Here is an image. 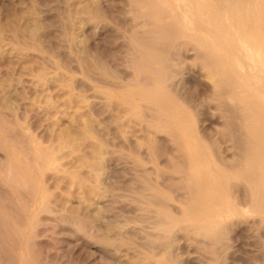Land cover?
Listing matches in <instances>:
<instances>
[{
    "label": "rangeland",
    "instance_id": "obj_1",
    "mask_svg": "<svg viewBox=\"0 0 264 264\" xmlns=\"http://www.w3.org/2000/svg\"><path fill=\"white\" fill-rule=\"evenodd\" d=\"M123 1L125 0H0V264H264V220L258 224L249 223L252 219L247 217L232 216L218 219L211 216L218 220L216 230L222 231L219 234L223 240L220 239L222 243L219 239L216 241L220 245L215 243L217 248L215 245L211 246L212 248L207 245V248L206 243H201L189 229L187 231L188 225L197 223L198 220L190 218L191 216L183 212L181 208L183 205L174 198L178 193L175 189L178 188L176 181L180 175V172H177L178 167L175 168L176 165L179 166L178 159L174 157L177 161L175 159L173 161L172 157L166 163L155 161L153 151L146 143L143 133L137 132V128L135 134L129 131L136 127L135 125L131 127V124H134L133 117V122L129 123L130 115L122 106H118L117 102L112 101L123 97L120 94L122 90L115 86L112 90V85L105 83L106 86H103L102 82H107V78L112 79L111 83L115 80L112 84H116L118 80L116 72L119 67L123 69L121 66L125 55L123 57L122 55L126 53V41L129 36L127 34L131 35L135 30L134 28L130 33V28L132 29L134 25L133 22L129 23L133 18V14L128 11L129 4L140 6L155 3V0H127L125 3ZM158 1L163 9L169 12L166 0ZM171 1L172 7L176 6V2ZM123 3L126 4L125 11H128L126 14L121 12L124 10ZM108 7L110 8L107 11ZM94 9L102 14V17L93 19ZM178 41L183 42V45H178L179 50L177 46L171 48L176 52H183L193 45L187 37L175 40L176 43ZM95 44V47L92 46ZM91 46L100 53L98 55L101 58L98 62L88 56ZM69 54H72L71 58ZM74 56L76 60L79 59V63L76 62L81 68L75 62ZM249 57L254 77L260 76L264 80V73L261 72L263 68L256 65L257 62L251 54ZM102 58L105 61H100ZM94 65L98 68H94ZM85 67L90 69H84ZM77 70H84V74ZM86 70L92 71V74ZM96 70L103 71L102 74L105 73L107 77ZM111 70L112 74L115 73L114 77L111 73L109 75ZM59 72L63 75L65 73L67 77L69 74L77 76L87 83L85 90L80 93L86 97L95 94L97 98L95 100H98L94 110L96 113L92 110L90 112L86 107L77 110L72 103L77 101L75 94L70 96V100L73 97L70 104L66 101L68 92L65 85L68 80L66 82V76L60 74L58 76ZM52 76L60 88L64 86L62 92H67L64 93L62 100L69 105L66 109L69 113L65 111L64 115L53 114L52 105L56 100L51 90L55 86ZM92 76H97L98 81H90ZM63 81L66 82L65 85ZM89 88L91 89L86 92ZM94 89H97L96 93ZM92 91L94 93H90ZM106 91L108 93L110 91V96L114 98L108 96ZM115 92L120 96L118 97ZM103 95H106V98ZM102 96L101 100L98 99ZM194 97L196 101L204 99L200 94ZM104 100H108L110 105ZM101 101L106 105L101 104ZM71 105L77 111L70 108ZM82 109H85V112ZM230 116L233 118L231 114ZM232 121H229L228 128L217 127L209 130V135L215 136L217 142L220 138L225 141L229 136V140L224 143L220 140L221 142L217 144L220 143L222 149L230 152L231 140L236 136ZM88 128L91 131L92 128L95 129V141L88 139L87 143H82V137L86 136ZM128 135H133L135 140L138 139L137 143H140L134 145L119 143L118 139ZM70 136H74V141L81 139L78 141L80 144L76 141L74 145L69 144L72 140L69 139ZM73 140L71 142H74ZM88 142L93 144L90 145ZM35 147L41 150L45 160L55 157L56 160H51V166L44 165L40 170L34 165V159H26V156H34ZM72 147L74 149L77 147L78 150L72 152ZM99 150L102 155L104 154V160L97 159ZM108 159H110L108 165H105ZM98 160L101 163H97ZM169 162L171 167L175 164L172 169L175 168L177 173L173 172ZM20 173L29 180L28 187L14 181ZM154 186H159L162 195H151L150 191L155 188ZM43 202L50 203L42 205ZM160 207L175 218L178 215L181 217L176 219V225L169 232L171 235L163 238L160 237L162 231L157 228L153 215V210ZM181 225L186 226L185 231ZM178 226L180 227L177 228ZM167 244H171L170 249L166 247ZM165 248L169 252L166 253ZM214 250L217 255L211 253L213 254L211 257L210 252H215ZM214 255L217 257L216 260L213 258ZM210 257L213 260L209 259Z\"/></svg>",
    "mask_w": 264,
    "mask_h": 264
},
{
    "label": "bare ground",
    "instance_id": "obj_2",
    "mask_svg": "<svg viewBox=\"0 0 264 264\" xmlns=\"http://www.w3.org/2000/svg\"><path fill=\"white\" fill-rule=\"evenodd\" d=\"M125 1L123 2L125 3ZM166 1L169 4V12H166L167 10L163 9L158 0H155V3L150 5L143 4L140 6H130L128 3V11L133 14V18L129 20V23L133 22L132 24L134 25V27H132V24H130L131 26H129L132 27V29L130 27L128 28H130V33L134 28L135 30H133L131 35L127 34L129 36L126 41V53H123L122 57L124 55L125 57H123L124 59L122 60L123 65H120L123 69H120L118 65V72H116V78H118V80L116 81V84H112L115 83V80L111 83V78H107L108 80L111 79L109 80L110 83H108L107 79L106 82L105 78L104 80L102 79L105 81L102 83L103 86L105 84L109 86L112 85V90L115 87L122 90L120 91V94H122L123 97L115 92V94H117L118 97L120 96L121 99L118 98L119 100L115 101V98V100L112 101L117 102L118 106H122V108L131 116L128 117L129 123L134 121V124H131V127L135 125V129L133 128L132 130H129L131 129L130 126L128 129L131 134L140 132L141 134L143 133V137H146V143L153 151V159L158 162L164 161L165 163L172 157L173 161L175 159L174 157L178 159V161L176 159L175 161L179 162V166L176 165L175 168L178 167L177 172H180V175L178 181H176L178 182V186L176 185L178 188L175 190L179 194L176 193L174 198L180 201V205H183L181 207L183 208V212L188 216H191L190 218L198 220L197 223L189 224L187 228L186 226L181 225L184 227V229H182L184 231L186 229L188 231L189 229L191 233L201 240V243H206L205 245H208L209 248L214 247V245L215 248H217L216 244L219 242L217 243L216 241L222 239V236L219 234V232L221 233L222 231L216 230L218 220L211 216L218 217V219L219 217L232 218V216L241 218L247 217L252 219V222L249 223L258 222V224L264 220V80H262L260 76L258 78L254 77V72L252 71L253 68L250 69L252 64L251 58L249 57V54L254 57L257 62L256 65H260L263 68L261 72L264 73V0H173L176 2V6L174 7H172L171 0ZM124 3L123 9L126 7V4L124 5ZM98 4L99 3H97V5ZM109 8L110 7L107 8V11ZM125 9L120 11L125 12L126 14L128 11L126 10V12ZM96 11L97 10L94 11V16L91 14L93 19L98 16L102 17V14H99L97 13L98 11ZM125 14L123 15L125 16ZM89 17L91 18L90 15ZM89 35L92 36V34ZM181 37L189 38L193 44L188 48L189 50L186 49L183 52L181 51L182 53L171 49H174V46H177L178 48L175 47V49L177 48V50H179V46L180 44L183 45V42L178 41L176 43L175 40ZM87 38L90 39V37ZM124 38L126 39V37ZM90 45H88V47ZM124 45L125 43H123V48H125ZM92 46L95 47L96 44ZM94 49L92 51L87 50L89 54L88 56L91 57L90 59L98 62L101 58H99L100 53L98 50ZM70 55L72 56V54H69V56ZM103 60L105 61L103 58L100 61ZM76 61L78 62L79 59L76 60L75 58V62ZM97 62L95 65H97ZM78 63L77 65L79 67ZM99 63L101 64V62ZM95 65L94 68L96 67ZM106 65L107 64H105V67H107ZM84 69L89 70L90 68L85 67ZM101 69L104 70V67H101ZM70 70L74 71L72 69ZM91 70L93 71V69ZM77 71L84 74V70ZM96 71L98 72V70ZM91 72L88 73L90 74ZM102 72L99 71L98 73L104 75L105 73L102 74ZM110 73L112 74V70L109 72V75H111ZM59 74L60 72L58 73V76ZM113 74L111 76L114 77L115 75ZM60 75H63L62 72ZM88 75L86 76L88 77ZM64 76H66L65 73L63 77ZM52 77L54 78V76ZM96 77L92 76L90 81H98ZM104 77L107 76L104 75ZM66 78V82L67 80L68 82H62L63 85L66 83L65 86L68 92L66 101L70 104L73 99L72 97L70 100V96L75 94L77 101L75 100V103H72L77 110L78 108L83 107L89 108L90 112L91 110H96V102L98 100H95L97 99L95 94H92L91 96L90 93H96L97 89H94V92H90L88 98L80 93L85 90V84L87 85L86 82H83L84 80L82 81L77 78V76L74 77L70 74L68 77L66 76ZM54 81L55 78L52 81L55 86L51 89L54 94L52 95L56 100V103L52 105L53 114L54 116H59L60 113H63L64 115L65 111H68L66 109L69 108V105H66L67 102L62 100V98L65 96L64 93L67 92H62V88L64 87L62 83L61 85L63 87L60 88ZM97 85L99 84L97 83ZM183 86H187V88L185 89ZM90 89L91 88L86 90V92ZM101 91L99 90V92ZM100 94H98V96H100ZM197 94H200L201 96L203 95L204 99L200 98V100L196 101L194 95ZM103 96L105 97L106 95ZM103 96L98 99L103 98ZM108 96H110V94ZM110 97L112 98V96ZM104 101L109 104L108 100ZM101 104L106 105L103 102ZM70 108H72V105ZM72 109H74V107ZM72 109L71 111H73ZM118 109L120 110V108ZM77 110L74 109V111ZM87 110L88 109H86V111ZM118 113H121V111H118ZM122 113L124 114V111ZM123 114L120 115L126 116ZM70 116L72 117V115ZM57 118L58 117H56V119ZM229 121H232L231 124L234 123L232 125H235L236 133L235 138L231 140V152L227 149H222L223 147L221 145L222 148L219 146L220 143L217 144L222 140L220 136V140L217 142L215 140L216 138H214L215 136L212 137L209 135L210 128H226L227 126H230ZM92 126L94 125H91V127ZM86 130L84 132H86ZM92 130L93 131L89 129V131L86 132V136H83L85 133H82V143H87L88 139H95L94 135H96V131L93 128ZM135 130L137 132H134ZM66 135L68 137V134ZM132 136L133 135H128L126 137L123 136V139H118V141L121 144L126 143L128 145H134L137 143L138 139L135 140ZM73 137L74 136H70L69 139L73 140ZM226 138H228L226 140H229V136ZM72 140H70L69 144L72 143L74 145V143L81 139H77L78 141L75 140L76 142L74 140V142H71ZM225 141H223V143ZM65 142L67 143V141ZM143 142L144 141H142V143ZM92 144L93 143L90 145ZM95 144L97 145L96 142ZM84 146L86 147V145ZM37 147H35L36 150H34V156H26V159H34V165L39 169L44 165L51 166V160L55 159V157L53 159L49 157L45 160L42 157L41 150ZM71 149L72 152L78 150L77 147V150L73 147ZM99 151L97 152V159L104 160V154L102 155L101 150ZM80 156L78 157L80 158ZM109 160L110 159L106 160L107 162L105 161V165H108ZM99 162L100 161L98 160L97 163ZM169 165L171 167V163ZM173 165L172 167H174ZM11 166L13 165L11 164ZM175 168L172 170L177 173ZM13 173L15 174V171H13ZM14 181L28 187L29 180H27V178L21 173L19 177L16 176ZM17 182L15 183L17 184ZM81 185L83 186V184ZM154 187L155 188L150 191L151 195H162L159 186ZM30 194L32 195V193H29V195ZM41 199H43V197ZM43 203L44 204L42 205H49L50 202ZM46 207L48 208V206ZM165 210L161 207L153 210L157 228L162 231L160 234V237L162 238L171 235H169V232L172 227L176 225V219L181 218L179 215V218L177 216V218H175L174 215L169 214V212L166 213L167 210ZM185 213L183 215H185ZM245 221L242 222L245 223ZM238 223L241 222L238 221ZM233 224H235L234 221ZM153 227L155 228V226ZM179 227L180 226L177 228ZM177 228H175V233ZM222 230L224 231L225 229L222 228ZM222 240H220V243H222ZM175 241L176 240H174V242ZM196 242L199 243V241ZM166 247L170 249L171 244H167ZM167 252L169 251L166 250V253ZM211 253L216 254V251H211L210 255ZM211 257L209 259L213 260ZM214 257L215 255L213 258ZM216 258L217 257L214 259L216 260Z\"/></svg>",
    "mask_w": 264,
    "mask_h": 264
}]
</instances>
